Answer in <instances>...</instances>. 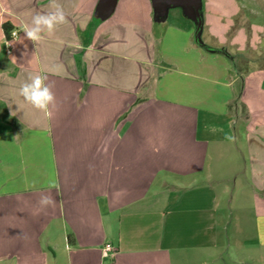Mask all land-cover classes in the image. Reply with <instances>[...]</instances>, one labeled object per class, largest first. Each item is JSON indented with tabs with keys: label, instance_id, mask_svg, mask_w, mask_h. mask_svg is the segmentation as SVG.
Returning <instances> with one entry per match:
<instances>
[{
	"label": "crops",
	"instance_id": "obj_1",
	"mask_svg": "<svg viewBox=\"0 0 264 264\" xmlns=\"http://www.w3.org/2000/svg\"><path fill=\"white\" fill-rule=\"evenodd\" d=\"M100 1L56 0L36 44L51 0H0V264H264V65L239 58L264 0H202L215 50L179 6ZM33 73L47 113L18 93Z\"/></svg>",
	"mask_w": 264,
	"mask_h": 264
},
{
	"label": "clouds",
	"instance_id": "obj_2",
	"mask_svg": "<svg viewBox=\"0 0 264 264\" xmlns=\"http://www.w3.org/2000/svg\"><path fill=\"white\" fill-rule=\"evenodd\" d=\"M51 7L54 9L53 11L37 13L31 18L30 24L22 25V31L28 40L38 44L43 39L44 33H51L58 25L66 22L64 9L56 3V0H51ZM11 62H16V58L11 57ZM47 81V75L33 73L20 85L18 90L19 95L27 104L45 113L49 112L50 107L55 104L52 86ZM226 139L234 140L235 138L227 136ZM39 203L42 207H47L52 205L54 201L51 197L43 196Z\"/></svg>",
	"mask_w": 264,
	"mask_h": 264
},
{
	"label": "water",
	"instance_id": "obj_3",
	"mask_svg": "<svg viewBox=\"0 0 264 264\" xmlns=\"http://www.w3.org/2000/svg\"><path fill=\"white\" fill-rule=\"evenodd\" d=\"M117 0H101L99 8L104 14H108L114 7ZM155 17L166 16L171 7L179 6L182 8L183 13L190 15L193 19L195 26V40L200 45L208 50H215L209 48L201 38L203 29V13H202V0H152ZM186 15V16H187Z\"/></svg>",
	"mask_w": 264,
	"mask_h": 264
},
{
	"label": "rangeland",
	"instance_id": "obj_4",
	"mask_svg": "<svg viewBox=\"0 0 264 264\" xmlns=\"http://www.w3.org/2000/svg\"><path fill=\"white\" fill-rule=\"evenodd\" d=\"M246 55H241L242 57H239L238 54H236L234 57H239L240 58V61H243L242 58H245L246 60V63L252 59V62L255 64V65H264V43H262V45H260L259 43V46L255 49H247L246 51ZM234 183H231V186H233ZM239 185L241 184H237L233 189H239ZM232 252V249L230 248L229 250L225 251V254L228 256L229 254H231Z\"/></svg>",
	"mask_w": 264,
	"mask_h": 264
},
{
	"label": "built area",
	"instance_id": "obj_5",
	"mask_svg": "<svg viewBox=\"0 0 264 264\" xmlns=\"http://www.w3.org/2000/svg\"><path fill=\"white\" fill-rule=\"evenodd\" d=\"M18 33L16 30H11L10 31V34H9V37L5 39L6 41V45H7V50L9 51V46L11 45L12 41L17 37ZM115 251V248L112 244L110 243H107L105 244L104 246V254H108V253H113Z\"/></svg>",
	"mask_w": 264,
	"mask_h": 264
},
{
	"label": "trees",
	"instance_id": "obj_6",
	"mask_svg": "<svg viewBox=\"0 0 264 264\" xmlns=\"http://www.w3.org/2000/svg\"><path fill=\"white\" fill-rule=\"evenodd\" d=\"M3 29L5 31V38H8L9 34H10V31H11V26L8 23H4L3 24ZM226 55L228 57H230L231 59L233 58V56L230 55L229 53H227ZM239 93H240V91H239ZM237 102H238V98L233 103H231V107L235 106Z\"/></svg>",
	"mask_w": 264,
	"mask_h": 264
}]
</instances>
